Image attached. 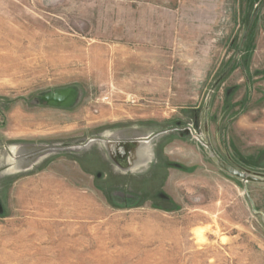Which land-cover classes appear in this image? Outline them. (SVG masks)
Wrapping results in <instances>:
<instances>
[{"label":"rangeland","instance_id":"1","mask_svg":"<svg viewBox=\"0 0 264 264\" xmlns=\"http://www.w3.org/2000/svg\"><path fill=\"white\" fill-rule=\"evenodd\" d=\"M0 264H264V0H0Z\"/></svg>","mask_w":264,"mask_h":264},{"label":"water","instance_id":"2","mask_svg":"<svg viewBox=\"0 0 264 264\" xmlns=\"http://www.w3.org/2000/svg\"><path fill=\"white\" fill-rule=\"evenodd\" d=\"M219 166L221 169L229 173L230 175H233L237 178H240L242 180L246 181H257L258 179L254 177L253 175H250L248 171H241L235 167H232L224 162H219Z\"/></svg>","mask_w":264,"mask_h":264}]
</instances>
